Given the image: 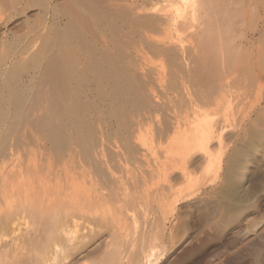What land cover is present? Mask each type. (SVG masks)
<instances>
[{
  "label": "bare ground",
  "instance_id": "1",
  "mask_svg": "<svg viewBox=\"0 0 264 264\" xmlns=\"http://www.w3.org/2000/svg\"><path fill=\"white\" fill-rule=\"evenodd\" d=\"M262 80L264 0H0V264H158Z\"/></svg>",
  "mask_w": 264,
  "mask_h": 264
},
{
  "label": "rangeland",
  "instance_id": "2",
  "mask_svg": "<svg viewBox=\"0 0 264 264\" xmlns=\"http://www.w3.org/2000/svg\"><path fill=\"white\" fill-rule=\"evenodd\" d=\"M259 37L260 35H256L255 39ZM262 81L264 85V80ZM253 87L250 93L253 90L256 92ZM262 91L264 92V88ZM255 92L252 93L254 96L251 94L246 98L242 106L241 116L245 117L244 126L235 140V149L238 150L234 149L236 153L232 151L229 157L224 155L216 175H211L212 172L210 176L203 177L202 174L203 180L200 179L206 192L204 197L212 202L211 207L206 210L207 214L204 210L191 214L184 206L175 211L173 216L171 214V221L174 215L177 217L176 214L178 219L173 221L174 225L171 223L172 237L166 241L165 252L160 256L158 264H264V93L258 97ZM256 132L263 133V138ZM226 170L230 171L229 177L232 175L231 181H235L232 183L236 188L240 187L237 190L244 197L237 207L231 206L229 199L223 197V188L219 185L228 173H225ZM198 173L200 175L202 172L197 171V176ZM246 220H250L247 227L244 225ZM237 231L238 235L233 237ZM96 238L79 253L64 261V264L97 263L99 246L96 243L101 238ZM66 254L67 252H62L60 259Z\"/></svg>",
  "mask_w": 264,
  "mask_h": 264
}]
</instances>
